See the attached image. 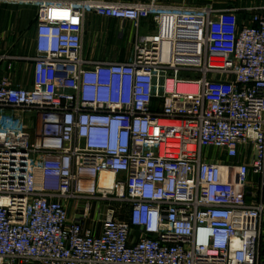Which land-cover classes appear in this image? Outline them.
Returning a JSON list of instances; mask_svg holds the SVG:
<instances>
[{"label":"built area","instance_id":"obj_1","mask_svg":"<svg viewBox=\"0 0 264 264\" xmlns=\"http://www.w3.org/2000/svg\"><path fill=\"white\" fill-rule=\"evenodd\" d=\"M0 4L37 9L32 84L0 81L37 117L0 144V264H264V6ZM90 14L133 25L126 58L84 55Z\"/></svg>","mask_w":264,"mask_h":264},{"label":"crops","instance_id":"obj_2","mask_svg":"<svg viewBox=\"0 0 264 264\" xmlns=\"http://www.w3.org/2000/svg\"><path fill=\"white\" fill-rule=\"evenodd\" d=\"M105 2H138L148 0H100ZM197 1L212 3L216 0H159L167 5H194ZM209 1V2H207ZM217 6H264V0H219ZM201 3V2H200ZM223 4V5H221ZM201 6V5H199ZM37 9L29 6L0 4V81L4 77L20 86H30L33 82ZM240 16H245L241 13ZM110 17L90 14L86 21L84 35V55L93 60L126 58L135 38L136 30L131 23L112 24ZM119 20V19H118ZM116 20V21H118ZM115 21V20H114ZM120 21V20H119ZM155 31L151 17L143 18L139 34L147 35ZM30 121L28 135L33 139L37 117L27 111ZM104 178V177H103ZM71 211V210H70ZM73 213L71 212V215ZM87 227V226H86ZM264 244V238H263ZM16 264H25L17 262Z\"/></svg>","mask_w":264,"mask_h":264},{"label":"rangeland","instance_id":"obj_3","mask_svg":"<svg viewBox=\"0 0 264 264\" xmlns=\"http://www.w3.org/2000/svg\"><path fill=\"white\" fill-rule=\"evenodd\" d=\"M214 1V0H213ZM201 2V3H200ZM197 1L196 4H194L193 6H199V5H205L208 3H205L206 1L202 2V1ZM209 2V1H207ZM218 2H221L219 0L214 1L213 3L218 4ZM209 3H212L209 2ZM219 5V4H218ZM223 5V4H221ZM115 20V21H114ZM118 19H113L112 24L115 25H119L120 23H124L127 22V24H129L130 22L125 21V20H118ZM20 116H26L27 117V111L26 110H15V109H0V144L1 143H8L10 141H18V142H22V140L25 137L24 135H20L18 132H16V126L18 124L17 118H19ZM31 129H29L30 131ZM72 204V206H71ZM73 201L70 203V214L71 212L73 213L72 215H75L76 218L78 219H84V224L85 226H87V228H92V227H96L98 225H100L101 221L104 219L105 217V212L109 209V208H114L115 211L117 213L119 212H124L125 210H127L128 205L126 203H124L122 205L121 202L119 201H95L93 204V209L91 210V213H88L86 216L83 215L82 210L79 209H74L73 207ZM97 211V213L95 214V212ZM120 214V213H119ZM17 262H21L24 263V261L22 260H18ZM16 262V263H17Z\"/></svg>","mask_w":264,"mask_h":264},{"label":"bare ground","instance_id":"obj_4","mask_svg":"<svg viewBox=\"0 0 264 264\" xmlns=\"http://www.w3.org/2000/svg\"><path fill=\"white\" fill-rule=\"evenodd\" d=\"M106 175H107V174H106V173H104V174H103V177H105Z\"/></svg>","mask_w":264,"mask_h":264}]
</instances>
